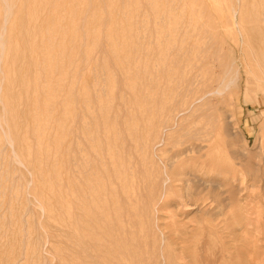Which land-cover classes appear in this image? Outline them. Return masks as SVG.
<instances>
[{"label":"bare ground","instance_id":"1","mask_svg":"<svg viewBox=\"0 0 264 264\" xmlns=\"http://www.w3.org/2000/svg\"><path fill=\"white\" fill-rule=\"evenodd\" d=\"M67 1L0 0V264L53 263L55 184L65 193L68 264H170L165 250L176 229L166 234L158 223L169 197L205 214L206 200L228 207L233 192L214 174L228 171L231 158L256 170L264 203V152L254 165L245 148L231 149L237 133L228 96L239 65L218 18L195 9L194 0L174 31L164 29L172 17L159 10L161 0H80L84 17L58 18ZM182 1L162 3L171 11ZM97 6L101 14L91 15ZM133 8L145 9L143 31L133 30ZM238 9V0H230L228 17ZM113 11L125 25L107 30ZM193 16L204 20L198 25ZM86 21L100 27L89 34ZM69 23L70 39L79 42L67 51ZM235 25L236 39L246 45L244 72L264 93V50L245 43ZM201 35L204 47L190 44ZM62 73L64 85L56 79ZM61 107L64 183L54 173ZM228 220H221L227 229Z\"/></svg>","mask_w":264,"mask_h":264},{"label":"rangeland","instance_id":"2","mask_svg":"<svg viewBox=\"0 0 264 264\" xmlns=\"http://www.w3.org/2000/svg\"><path fill=\"white\" fill-rule=\"evenodd\" d=\"M162 1L164 0L158 2V6H160L159 10H165L166 14H169L172 17L171 23L166 24V28L164 27V29H167V27L171 31L173 29H178L180 26H177L175 21L180 19L182 15L189 16L191 13V6L188 4L189 1L183 0L182 3L178 5L179 8L175 10L176 6H174L171 11L167 10L166 5L164 6ZM184 2L187 3V5H185ZM194 3L193 6L195 9L203 8L207 11L209 10V13H212V15L214 14V16L218 18V29L225 38L226 48L231 56L237 60L236 62L239 65L240 77L238 85L233 91V94L231 93L228 96L229 109L233 117H231V121L233 122V126L236 129L234 130L237 133L236 139H233L234 141L231 144V149H234L239 153L245 148V152H248L249 154L251 153L250 157L248 154V158L245 159H249L250 162L255 165L259 160L257 156L260 151L262 150L264 152V93L263 91L258 90L255 84L250 82L247 74L244 72V56L247 55L246 45L241 44L236 39L234 31L236 30L235 24H240L242 27L240 28L243 29L244 42L249 43V45L259 53L264 50V0H238L239 9L233 18L228 17L229 13L227 8L230 0H194ZM82 7L83 4L80 0H68L63 6L62 12L58 14L56 11L55 15L58 16V18H62L67 14H75L76 18H82L85 16L83 10H81ZM144 10V8H141L140 11L137 12L133 8L131 12V16H133L134 19L137 17L135 20L136 23L133 24L134 31L138 28V30L143 31L145 27L144 20L147 19V16L144 14ZM90 14L95 16L100 15L101 7L97 6L90 11ZM257 16H260L261 18H258ZM193 18L197 19L198 25L201 20H204L199 19L198 16H193ZM155 20L158 19L155 18ZM115 23H122L125 25V19L120 17L116 11H113L112 21L108 23L106 29L113 30ZM161 25H157L159 29L163 28ZM99 27L100 23L92 21H86L82 25V28L87 30L89 34H93ZM67 28L68 31L64 46L66 50L69 51V49L74 47L79 41L77 38L75 41L70 39V36L74 33L73 29L75 27L69 23ZM229 29H233V32L229 31ZM230 32L231 34L229 35ZM202 36L203 35H201L199 37L200 39L197 41H190V44L200 46L201 48L204 47L206 38L204 36V38H202ZM59 41L60 40H58V42ZM65 61H67V58ZM58 78L60 79V84L64 85L63 73L61 76L60 74H57L56 79ZM145 114L146 119L149 118V110H146ZM64 125L65 118L63 108L61 107V109L56 110L55 143L56 145L61 144L62 147H58L59 149L55 154L57 161L54 168L55 180H58L59 176L61 183L65 182ZM174 136L176 137V134H174ZM174 136L172 139L175 138ZM262 145L263 148H260ZM252 153H254V155ZM252 155L254 158H257L254 159ZM256 159L258 160L255 161ZM234 162L235 160L230 158L228 171L214 174L215 179L225 182L227 185L226 188L228 189L229 187L233 192L232 196L234 197L231 201V205H229L230 207H224L225 205L218 206L219 204L217 202L206 200L208 203L204 202V208L206 205H209L206 208H210V206L211 208L209 209V214H205V212L199 211L197 206H193L195 208H192L191 205L190 207L184 205L185 207L182 208L177 205L174 197H169L160 208L158 213V217H160L158 223L161 227L164 226L163 230L166 234H168L171 229H176L174 231L175 234H177V236L171 237L173 238L171 241L172 243L169 241L170 244L165 250L166 253L168 252L167 258L170 264H264L262 261L264 257V240H262L263 236L261 234L264 223V203L259 199L256 170L246 171L241 167L234 165ZM249 173H252L253 177ZM203 177L207 178V174L203 175ZM53 203L54 241L52 243L51 252L52 261H54L52 264H68V250L66 248L68 245V235L65 229V193L63 184L60 187H58L57 184L54 185ZM225 208H227V210ZM221 214L223 215L221 216ZM224 217L229 218L228 229L225 225L221 224V220H223ZM175 237L179 238L176 240ZM222 244L225 249L224 253L221 252ZM223 254L226 256L221 258ZM202 255L204 258H202ZM145 256L151 259L150 257L152 254L146 252ZM198 256L200 262L198 261ZM109 260L114 259L109 257ZM124 263L128 264L127 261L122 264ZM108 264H115V260Z\"/></svg>","mask_w":264,"mask_h":264}]
</instances>
